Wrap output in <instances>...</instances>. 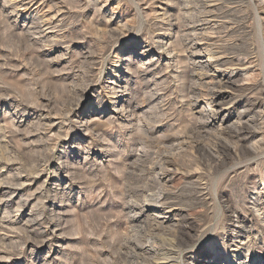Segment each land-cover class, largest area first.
<instances>
[{"label": "rangeland", "instance_id": "obj_1", "mask_svg": "<svg viewBox=\"0 0 264 264\" xmlns=\"http://www.w3.org/2000/svg\"><path fill=\"white\" fill-rule=\"evenodd\" d=\"M235 2L212 9L207 0H0V264H131L136 244L147 241L137 230L169 222L161 231L174 235L193 220L199 232L184 264H210L209 229L220 218L232 236L243 220L244 236L228 244H244L253 264H264V213L251 204L264 199V148L235 160L228 150L238 138L220 135L241 112L257 131L247 146L264 147V0ZM209 10L229 23H204ZM47 18L54 29L44 31ZM194 26L248 54L235 80L243 96L221 112L230 116L223 129L206 105L220 91L213 68L199 70L209 74L202 80L190 71L196 55L186 34ZM123 93L126 109L105 101ZM217 157L229 166L212 178ZM168 168L205 172V206H191L189 191L177 197L196 179L163 183ZM215 189L230 213L215 205ZM169 192L186 207L182 217L147 206ZM134 215L145 231L131 228ZM219 253L215 264H229Z\"/></svg>", "mask_w": 264, "mask_h": 264}, {"label": "bare ground", "instance_id": "obj_2", "mask_svg": "<svg viewBox=\"0 0 264 264\" xmlns=\"http://www.w3.org/2000/svg\"><path fill=\"white\" fill-rule=\"evenodd\" d=\"M223 1L227 2V3L232 2L231 4H233V2H235L237 0H207V2L211 6L210 8H212V9H215L218 6L219 2L222 4ZM75 2H79V0H77V1L75 0ZM250 5L251 4L249 3V6ZM203 6H204V1H203ZM207 6L209 7V5H207ZM187 8H186V6L185 7L182 6L180 8L182 11H185L183 13V15L184 14L185 15L191 14L192 8L191 7L190 8L187 7ZM253 8H254V18L257 19V5L255 4V6H253ZM235 9H236V7H231V10H235ZM182 11H180V12L182 13ZM44 15H43V18L46 17ZM183 15H182V18H183ZM185 15H184V17H185ZM222 15H224V14H222ZM188 16H190V15H188ZM40 19H42V18H40ZM227 19H228L227 15H224V16L216 15L213 10H209V12L206 13L204 23L211 25V27H212V25H214V27H216L215 25H219V27L220 26L223 27L229 23V21L227 22ZM40 23H43L44 27L46 28L44 31H49V30L54 29V27L52 25L54 22L52 20H50V18L49 19L47 18ZM201 25L203 26L204 24H201ZM207 28H205L204 30H206ZM200 30H201V28L199 29V31ZM197 31H198V29L194 26L192 29L189 28L187 30L188 33L186 34V36H188L192 39L191 45L187 48V50L189 51V53L193 52L194 56L196 55V58L194 59V62H193V67H191L190 71L193 74V76L195 77V79L198 78V79L202 80L203 79L202 77H206V76L208 77L209 74L207 72H206V74H200V73H198L199 70L213 68L212 71H214V73H210V74H212V75H210L211 83L218 86V88H220V91L213 93L212 98L210 99V101L208 103H206V105L208 107H212L213 110L210 114V117L212 119H214V122L220 123L219 126L221 127V129H223V126L225 124L229 123L230 116H228L227 113L222 114L221 112H223V111L226 112V110L228 112V110H230L231 107H233V106L237 107L240 105L238 103L239 100L237 99L238 98L237 94H239L238 92L240 89L237 90L238 88H236V86H235V80H237L236 78L241 75V72L244 71L245 68L247 69L244 59L248 57L247 56L248 54L236 53L234 51L233 44H231V43L223 44V41L222 42L218 41V40H216L217 38L209 36L211 34L208 35L209 37H206L205 33L197 34ZM191 32H194L195 34L191 33ZM182 33L185 34L184 32H182ZM191 34H192V36L194 34V37H196V39H193L191 37ZM198 35H201V37H197ZM160 45H161V43H160ZM202 55H206V57L204 58V57H202ZM242 57H243V59H242ZM115 75L116 74L113 72L112 76H115ZM251 92H252V90H251ZM121 95H124V97L121 99L120 102H117L118 97H115V95L114 96L110 95V97L107 96V98H105V101H107L111 104L114 103L113 106H115V104L119 103V107H122V109H126L128 99L126 98L125 93L120 94V96ZM195 95L197 96L198 94H195ZM241 95L239 94L240 97H241ZM196 98L198 99V97H196ZM252 98H254V97H252ZM196 102H198V100ZM244 108H245V106H244ZM245 111H247V109H245ZM198 113H199V111H198ZM202 114L205 115L206 113H202ZM235 123L236 124L234 125V127L230 126V128L228 130L223 131L220 134V135H225L228 138H231L232 136L236 135V137L238 138V144L236 146H234V145L231 146V149L228 150V152H230V153H228V154H231V152L234 153L236 155V158H237L235 160H241L242 157L243 158H250L253 156L257 157V152L259 151V149L261 150L264 147L262 145H257V142H255L254 144L251 143L253 145L252 147H249L250 145L248 144L250 140H252L253 138H256V136H257L256 129L250 123L244 122V114H242L241 112L237 117V122H235ZM261 142H263V141H261ZM247 145H249V146H247ZM227 148H228V146H227ZM218 157L220 158V156H218ZM218 157L216 159L217 165L214 168L210 167L212 169V172H211V176H209V177L213 178V176L215 175V178H217L216 175L220 174V170H222L221 166H224V165L227 166L228 165V163L226 164L225 160H222V159L220 160V159H218ZM214 159H215V157H214ZM233 159H234V157H233ZM253 160L255 161V160H257V158L253 159ZM230 168H232V167H230ZM210 170H209V172H210ZM246 172H247V170H246ZM204 174H205V172H204ZM204 174H203V172L201 173V171H199V170H195L194 172L191 171V172L184 173L181 170L176 169V168H173V170L168 168V169L164 170V172H163V175L165 176V180L163 181V183L165 182V184H167L172 179H174V177H176L178 175L180 177H182L184 180L185 179L186 180H193L192 182H194V179H196V181L199 184L198 183L196 184V182H195V183H192V186H190V187H188V185H187V188H184V190H182V192L179 193V196H177V197L179 199H181V195L183 194V192L189 191L190 192L189 202H190L191 206H205V198L203 197L202 192L210 190L209 182L211 180L207 181L208 178L206 179ZM14 178L12 179L13 181H14ZM9 179H7V180H9ZM18 180H19V177H16L15 181H18ZM14 183L15 182H13V184ZM1 184H5V183L2 182ZM8 184L12 185V183H10V182ZM195 184L198 186H196ZM15 185H18V184L16 183ZM11 187L13 188L15 186H11ZM201 187H202V189L199 190ZM9 189H10V187H9ZM218 189H219V187H218ZM6 195H7V193H6ZM11 195H13V192ZM256 195L257 194H255V196ZM152 197H153V195H152ZM177 197L174 195L172 196L171 193L169 192V194L164 195L163 198L160 196H157V197H155L154 200H147V206L148 207L149 206L150 207H156V208H164V207L168 206L169 210H171V211L174 210L176 214H179V216L182 217L183 213L186 210V207H184V204L182 202H180V200H178V201L176 200ZM145 199H147V198H145ZM214 200L217 203L215 205H218L217 208L221 212L225 211L226 213H230V210H232V207H231L232 205L231 206L229 205L230 201L229 202L222 201L221 197L218 196L216 189H215V199ZM218 200H221V202H219ZM263 200H264L263 197L258 200L259 202H262V203H260V206H261L260 207L259 202L257 201V196L255 198H253V202L251 204L254 207L253 209H254V212L256 214L257 213H259V214L264 213V202H263ZM134 203H135V201H134ZM230 204H231V202H230ZM211 205H213V204H211ZM136 207H138V205H136ZM148 210H151V208H149ZM144 211H146V210H144ZM138 214H140V213H138ZM129 220H130V223L132 226L131 228H133V226H134V228L140 227V230L145 231L144 225L141 226L142 224H144L143 220H141L139 218H135V215H134V217L130 218ZM183 221H184V219H183ZM187 222H189V220ZM221 222H222V218H220V220L217 221V223L214 224L213 227L209 229L210 233H213V235H212L213 241L209 244L211 247V252H212V257H210L211 260L209 263L215 264L219 261V259H217V257H219V255H220V253H219L220 250L223 251L224 259L229 261V264H253V263H255V260L253 261V259L246 254V250L243 247L244 244L236 242V245H233V246H235V248L233 250H231L232 246L228 244L229 242L232 241V238L239 239L240 237L244 236L245 227L243 225H245V224H244L243 220L237 222L238 228L233 227L231 229L232 231H234V233H236L235 236H232L231 234L227 233L226 226H224V223H221ZM167 223H169V222L164 223V222L159 221V222H157L156 227L154 226L155 227L154 229L153 228L150 229V226L146 225L147 233L145 232L144 234H143V232L141 233L138 230L136 231V234L138 233V236H139V234H142L141 236H143L144 238L146 237L147 241L145 240L146 242L142 246H139V245L137 246V244H136L137 254H135L133 256V262L131 264H184L185 263L184 258H183L184 248L187 245H191V243L193 241L192 239H194L197 236L199 229L194 224V220H193V222L186 223L185 225H183V224L179 225L180 228L176 232V234L173 233L174 235H171L170 231H169L170 234H168V232H165V231L162 232L161 231L162 229H166ZM133 232H134V230H133ZM220 236L222 237V240L219 239ZM186 248H188V247H186ZM218 248H220V249H218ZM193 256L196 258L198 256L200 257L201 254L199 252L197 255L193 254Z\"/></svg>", "mask_w": 264, "mask_h": 264}]
</instances>
